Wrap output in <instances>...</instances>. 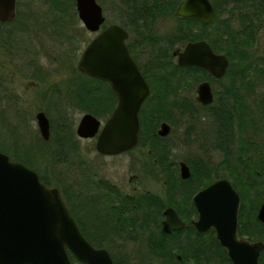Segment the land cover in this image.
<instances>
[{
    "label": "trees",
    "instance_id": "trees-1",
    "mask_svg": "<svg viewBox=\"0 0 264 264\" xmlns=\"http://www.w3.org/2000/svg\"><path fill=\"white\" fill-rule=\"evenodd\" d=\"M181 0H102V6L106 8H115L120 14V23L125 29L133 31L138 38V43L143 45L147 50L148 60L146 64L153 66L152 77L149 78L152 85V93L159 100L152 101L148 99L142 105L140 110V131L137 146H144L151 149L150 155L154 162L158 165L160 172L165 175V193L164 195L156 194L152 191L143 190L137 192L132 201L120 200V205L116 208L127 207L135 212L137 221V238L134 249L138 247V252L142 253L138 257L142 264H151L146 258L155 260L160 264H232L228 256L227 250L220 244L216 238L214 229H209L204 233L197 232L188 220L192 214L196 213L194 207H187L191 204V194L208 184L216 172V167L200 157L195 159H186L191 165L192 174L187 180H183L179 176L176 161L169 157V151L165 149V139L157 134V127L162 120H167L175 125L176 120L172 116L169 105L174 106L185 114L193 115L196 112L198 104L191 100H182L179 98L181 88L192 89L202 74L198 73V68L191 66H180L177 62H173L172 50L176 46H183L189 41H196L199 38H209L210 24L201 22L197 17H181L175 15V9ZM49 2V14L38 19L42 29L52 41L54 48L58 45L63 46L56 49L57 56L62 63L69 65L74 76L69 78L70 86L66 93V101L75 107H79L87 112H91L97 116H109L116 106V97L111 92L109 84L101 79L92 77L81 72L75 65V60L81 48L82 42H86L85 29L80 26V19L76 11L75 0H46ZM22 0H17L16 17L7 22H1V25L8 23L14 24L9 33L2 32L0 35V48L8 50H19L17 48L18 39L14 37L16 31H24L31 29V21L34 20V11L27 6H23ZM173 15L176 18L174 28L165 35H159L155 29V23L159 18ZM14 29V30H13ZM218 36L231 40L233 52L229 48L223 49L232 61L227 79L244 80L246 55L244 44L240 34L236 33L226 24L217 26ZM21 48L27 51L30 57V42L26 39H20ZM19 44V43H18ZM51 44V43H49ZM214 44V43H213ZM130 52L141 63L137 55L138 44L127 42ZM20 48V49H21ZM31 50V51H30ZM23 51V50H21ZM24 51V52H25ZM144 63V62H143ZM29 64L27 61L26 66ZM142 64V63H141ZM145 64V63H144ZM107 90L105 95L102 92ZM230 91L234 101L224 103L219 102L216 108L212 105L201 106L208 110L218 120V126L213 130L214 141L212 148L218 149L222 158L220 159V167L231 168L230 160H235L232 166V175L234 180L239 179L242 182L243 162L250 147L244 146L242 135H235V125L242 129V118L245 112L243 103H241L240 94L236 88H227ZM172 93L174 102L169 103L162 98ZM153 97V96H152ZM179 99V100H178ZM51 121V137L44 140L41 135H27V146L24 149L18 148L17 145L9 148L0 143V150L6 152L12 159L20 160L29 167L35 169L41 180L48 186H56L60 188L65 197L71 211L77 214L73 195H71L69 186L61 176L62 171L54 170L56 178H49L41 173L38 163L34 160L44 157L46 162L66 163L70 158V152L75 155L79 149L75 143V133L72 128V120L66 112H62L57 108V118H50ZM9 127L17 128V124H10ZM27 132V131H26ZM28 133V132H27ZM188 136V135H187ZM238 139V147L234 148L235 140ZM51 144L44 150L41 146ZM136 146V147H137ZM44 158H41L44 160ZM230 165V166H229ZM228 166V167H227ZM239 167H242L241 169ZM257 170L263 171V167L255 166L251 168L248 177V184L251 187H258ZM231 175V174H230ZM95 184L97 192L121 193V191L107 183L103 179L91 180L89 183ZM92 185V184H91ZM87 186V185H85ZM69 187V188H68ZM184 189V190H183ZM86 190L79 191L82 194ZM181 195L184 198V204L181 206ZM263 198L256 195L249 196L248 192H242V202L239 210V227L240 236H245L251 240L264 241V224L256 217V211L259 203ZM128 200V199H127ZM187 206H186V205ZM167 206H174L180 216L186 221V225L180 229L164 232L162 230V219L164 217L163 209ZM185 207V208H184ZM126 250V249H125ZM128 257L124 250H122ZM137 253V250L135 251ZM73 264L74 255L70 253ZM117 258V257H116ZM115 258V259H116ZM126 259V258H125ZM136 259V260H138ZM116 264H130L129 260H114ZM158 264V263H157ZM260 264H264V249L261 253Z\"/></svg>",
    "mask_w": 264,
    "mask_h": 264
},
{
    "label": "water",
    "instance_id": "water-1",
    "mask_svg": "<svg viewBox=\"0 0 264 264\" xmlns=\"http://www.w3.org/2000/svg\"><path fill=\"white\" fill-rule=\"evenodd\" d=\"M82 25L99 31L83 49L77 67L92 77L109 82L118 102L102 123L91 112H85L76 126L80 138L96 137L95 147L101 154H118L131 150L139 141V111L149 94V84L127 45L129 32L119 23L103 26L106 15L98 0H75ZM17 0H0V20L16 17ZM215 14L211 0H181L175 15L197 17L209 22ZM181 66L197 65L221 77L228 58L215 53L205 40L189 41L173 49ZM196 101L210 104L213 92L208 80L199 83ZM40 135L51 137L50 118L44 110L35 114ZM171 126L162 121L160 136L169 134ZM191 170L180 162V176ZM192 201L198 217L190 223L199 233L214 229L216 238L227 250L232 264H260L264 242L240 236L238 232L241 196L225 177L213 180L197 190ZM162 230L180 229L185 222L174 207L164 210ZM257 217L264 222V202ZM70 253L82 264H114L106 248H96L84 235L60 188L45 184L39 173L20 160L0 150V264H72ZM131 264H141L133 261Z\"/></svg>",
    "mask_w": 264,
    "mask_h": 264
},
{
    "label": "rangeland",
    "instance_id": "rangeland-1",
    "mask_svg": "<svg viewBox=\"0 0 264 264\" xmlns=\"http://www.w3.org/2000/svg\"><path fill=\"white\" fill-rule=\"evenodd\" d=\"M23 6L33 10L34 20L31 21V29L24 31H16L13 35L18 39L17 48L19 49V54L21 56L23 66L17 75L13 79V83L9 85L13 88V91L20 95V99H16V103H0V110L2 113L0 115V143L11 148L17 145L18 148L24 149L27 146V135L33 134L35 138L36 135H40V131L36 122L35 114L38 110H44L49 118H57V108H60L62 112H66L69 119L72 120V128L75 133V143L77 144L78 155L74 152H70V158L66 163H56L53 165L52 162H46L44 160L35 159L34 161L38 163V168L41 173L45 174L49 178H56L54 170L62 171L64 176H61L66 185H68L71 195L77 194L79 191L86 190L89 187V182L91 180L103 179L104 181L114 183L121 193L131 192L137 193L143 190L152 191L159 195H164L165 193V175L160 172L155 159H153L148 152V149L144 146H137L128 152L117 154V155H103L96 150L95 143L96 137L94 138H80L76 134V126L82 117V115L87 112L79 107H75L66 101V93L70 86L69 78L74 76L76 73L72 70L69 65L62 63L57 56L58 51L55 48H59L60 45L54 48L51 39L44 32L39 24L38 19L44 18L47 13L49 14L50 4L46 0H22ZM102 2V0H98ZM106 15V22L104 26L111 23H120V12L115 8H106L103 6ZM81 22V21H80ZM176 18L173 15L165 16L159 18L155 23L156 32L159 35L168 34L175 26ZM80 26L85 29V35L87 38L86 42H82L81 48L75 60V65L77 66L79 57L88 44V42L99 32L88 31L82 22ZM14 24L8 23L6 25L0 24V35L2 32L9 33ZM128 29V28H127ZM14 30V29H13ZM129 37L127 42H134L138 44L137 53L140 57L141 63L146 64L148 60L147 50L140 41H138L137 35L128 30ZM20 39H26L30 42V49L36 52V70L37 77L33 78L31 75V67L26 65L31 57H28L27 51L21 48L22 43ZM19 43V44H18ZM51 43V44H49ZM63 47V46H60ZM177 47V46H176ZM21 48V49H20ZM3 48H0L2 50ZM8 50V48H7ZM23 50V51H21ZM30 50V51H31ZM25 51V52H24ZM0 54V58H1ZM173 62L176 63V58L173 57ZM6 64V63H5ZM12 65L13 63H7ZM153 67V66H152ZM15 68V66H14ZM16 69V68H15ZM33 80L37 83L35 85H30L29 82ZM194 86L192 90H187L185 93L179 91L180 98L187 97L195 103L194 98ZM184 90V89H181ZM105 95L107 90L102 92ZM186 95V96H185ZM254 94L250 95V104L254 111H259V107L253 99ZM171 98V96H170ZM172 102L175 98L172 96ZM179 100V99H178ZM172 116L176 120V124L173 125V132L170 136V144L173 147V152L170 155L173 161L179 162L180 160L195 159L200 157L205 161L217 162L222 156L218 149L212 148V142L214 141L213 130L215 129V121L211 114L206 108L197 107L196 112L193 115L185 114L174 106L169 105ZM97 116V115H96ZM102 123L106 120L107 116H98ZM10 124H17V128L11 129ZM28 133H27V132ZM188 135V136H187ZM51 147V144L41 146V150ZM222 174L223 172H218ZM224 174V173H223ZM131 178V179H130ZM93 184V182H91ZM87 185V186H85ZM94 185V184H93ZM96 189V188H94ZM94 193H98L96 190H92ZM82 198L77 200L79 207H76V212L78 215L81 214L83 209ZM74 198V203L77 205ZM78 206V205H77ZM136 244V242H134ZM135 247H127L129 250V255L126 258L131 262L138 261V257L141 252L137 253L134 249ZM138 259V260H136ZM151 264H160L155 260L149 258L145 259ZM141 263V262H140ZM74 264H81L75 261ZM142 264V263H141Z\"/></svg>",
    "mask_w": 264,
    "mask_h": 264
},
{
    "label": "flooded vegetation",
    "instance_id": "flooded-vegetation-1",
    "mask_svg": "<svg viewBox=\"0 0 264 264\" xmlns=\"http://www.w3.org/2000/svg\"><path fill=\"white\" fill-rule=\"evenodd\" d=\"M211 2L214 6V11H215L213 18L209 22H203L201 19L198 18L201 22L210 24L209 38H199L198 40L207 41L215 53L224 54L228 58V65L225 73L221 77H216L215 75H213L211 72H209L207 69L203 67L193 65L198 68L197 69L198 73L202 74L201 79L196 83V86H194L193 100L195 101L196 104L199 105V107L211 104L213 108H216L219 102L232 103L234 99L232 95H230L231 93L230 91L227 90V88H233V87L236 88L238 90V93L240 94L239 100L241 101V103H243L245 112L242 118L243 121L242 129L240 130L239 126L236 124L234 131L237 137L239 135H242L244 146L246 148L250 147V151H248L245 156L243 162V169H241L242 167H239L242 171V176H243L242 182L239 179L234 180L233 178L232 166L235 160L232 157V159L230 160L231 168L223 169L222 167H220V163H219L220 160L214 163L211 162V164L218 169H216L217 173L213 175L209 183H211L215 179L225 177L231 181L234 188L239 192L241 196V202H242V192L246 193L249 191L250 197H254L258 195L261 198H263L258 205L259 208L260 204L264 202V170L263 171L257 170L258 173L257 184L259 185L258 187L254 186L255 184H253L251 187H248L250 185L248 183V177L251 168L254 169L255 166L264 168V0H211ZM1 22H7V21L0 20V23ZM224 24L228 25L230 29L240 34L241 40L245 42L243 47L245 49L244 52L246 55V61H245V66H243L242 69L243 71H245L244 80H240L239 78L234 81L227 79V74L229 71L228 68H230L232 61L230 60L229 55L223 49L229 48L230 51L233 52V46L231 40L224 37L220 38L217 34V26ZM184 46L185 45L177 46V47L183 48ZM234 53L235 52H233V54ZM0 54L2 55L0 58V103H16V99L19 100L20 95L16 94L13 91V88H10L9 85L13 83V79L16 78L17 75H20L19 72L23 66V63H21L22 59L21 56L18 55L19 51L17 50L2 49L0 50ZM30 54H31L30 55L31 58L29 59V64L27 66L29 68L30 67L32 68L31 75H33L34 78L38 76L37 75L38 72L35 68L36 61L34 58L36 56V52L31 51ZM132 56L136 60L139 69L141 70V72L143 73L145 79L149 84V94L143 101L142 105L146 103L148 99L149 100L152 99V101H154L153 99H155L156 101H158L159 99L155 98L152 93V85L149 80V78L152 77L153 67L144 63L141 64L133 54ZM174 57L176 58V62H177V56ZM138 58L140 60L139 55ZM7 63H13V64L9 65ZM14 66L16 69L14 68ZM17 70H19V72ZM204 80H208L211 84V88L213 92V101L210 104H202L196 101L197 87L199 83H201ZM36 83L37 82L33 80L29 82L30 85H35ZM107 83L109 84L112 90L111 92L116 97V104H117L118 102L117 94L113 90L111 84L109 82ZM181 89H180L181 93H185L187 90L189 91L192 90L188 88H181ZM252 94H254L253 99L258 105L260 112L256 110L254 111V109H252L251 107L250 104L251 99L249 96ZM170 96L171 98L172 96L174 97L172 93H169L166 96V98H162V100L163 101L167 100L169 103H171L172 99L170 98ZM181 99L190 100L187 97H182ZM1 113L2 110H0V115ZM211 116L214 118L215 127L218 126L219 124L218 120L213 115ZM139 119H140V112H139ZM162 121H166L170 124L171 126L170 132L166 136H160L158 133L157 134L165 139L166 144L164 148L170 152L169 157H171L170 155L172 154L171 152H173V147L170 144V136L171 133L173 132V127L169 121L167 120H162ZM162 121H160V123ZM160 123L158 127L160 126ZM237 147H238V139H236L234 143V148ZM148 152L150 153L151 149H148ZM103 155H110V154H103ZM112 155H117V154H112ZM181 161L187 162L191 170V165L188 163L187 160H180L179 162H176L178 166L179 176H180ZM218 172H223L224 174L223 173L219 174ZM191 174H192V170H191ZM190 176L187 178H183L180 176V178L183 180H187L188 178H190ZM245 181L249 185L248 184L245 185ZM109 183L117 187V185H115L114 183L111 182ZM208 184L202 186L201 188L207 186ZM94 188H96L95 184L94 185L89 184V187L87 186L86 191L83 192L82 194H75V195L73 194V198H75L76 202L77 200L82 198L81 201H82L83 209L81 210V214L79 215L80 218L75 213L72 212V214L77 219L86 238L90 241V243L94 247L106 248L110 252L113 261L116 260L117 258H119L120 260H127L125 259L127 258V256H125L126 254L122 250H124L127 254H129V250H127V247L130 246L131 244L132 246L135 245L134 242H136L137 233H139L136 228L138 219L133 210L127 207H124L122 209L116 207L121 204L120 200L125 202L132 201L133 197L136 194L131 192L107 193V194H104L102 192L94 193L92 191ZM197 190H195L191 194L192 205L189 204L187 206L185 204L189 209L191 207H194L196 210V213L192 214L191 218L188 220V223L191 226L192 224L190 223V221L198 217L197 209L192 201V196ZM180 197H181L180 204L182 203L181 204L182 206L184 204V198L183 195H181ZM77 205L79 207L78 202ZM258 208L256 211V217H257ZM164 210L165 208L163 209V213ZM178 215L180 216L179 213ZM181 219L185 222L184 224L185 226L186 221L182 217ZM257 219L264 224V222L261 221L258 217ZM114 264L116 263L114 262Z\"/></svg>",
    "mask_w": 264,
    "mask_h": 264
}]
</instances>
